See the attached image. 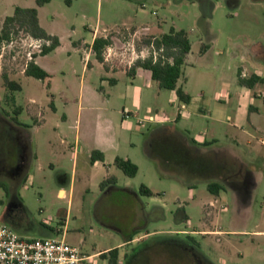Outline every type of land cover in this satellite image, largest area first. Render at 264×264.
Returning a JSON list of instances; mask_svg holds the SVG:
<instances>
[{"label": "rangeland", "instance_id": "rangeland-1", "mask_svg": "<svg viewBox=\"0 0 264 264\" xmlns=\"http://www.w3.org/2000/svg\"><path fill=\"white\" fill-rule=\"evenodd\" d=\"M25 5L34 6L35 0H0V20L11 15L15 6ZM39 13L42 23L64 43L58 55L53 53L56 63L66 59L68 52L72 53V67L66 68L67 73L70 68L76 70L75 84L80 76V53L69 45V38L89 42L93 29L99 33L107 31L113 35L111 52H115L109 62L123 65L134 57L132 51L142 50L146 55L147 37L167 33L171 27L184 30L191 51L178 84L193 98L209 101L211 115L221 119H224V110L217 107L222 102L217 100H223V89L237 85L238 66L243 65V57L251 56L250 48L257 44L264 47V0H50L40 7ZM21 38L23 33L18 34L14 45L4 49L0 72L15 74L24 67ZM203 43L209 46L205 54L201 52ZM262 61L264 76V57ZM9 78L19 82L21 89L5 87L0 75V114L3 116L0 119V183L5 187L0 186V222L23 237L50 238L66 233V241L78 246L84 256L116 245L125 237L138 238L118 250L115 264H125L130 254L148 245L151 247L146 249V260L141 264H187L182 261L181 252L185 250L181 245L162 241L172 239L176 232L184 237L181 231L192 233L200 251L215 264H264V234L251 235L255 229L264 230V181L255 190L250 213L240 218L235 212L230 188L214 196L207 190V179L168 168L148 154L146 137L159 126V121L150 122L147 118L152 114L165 119L166 113L160 104L167 103L169 90H161L164 95L159 100L142 99L137 109L130 107L137 113L128 117L129 132L119 128L122 99L115 98L106 111L94 114L95 118L99 114L110 115L121 139L133 142L131 147L122 144L120 152L124 153L127 147L131 151L138 167L135 176H126L116 167L113 171L119 188L128 187L137 192L138 199L134 202L119 190H100L106 168L92 167L84 142H80L83 151L77 163L73 161L74 125L79 124L80 115L83 120L86 117V111L81 113L78 109L77 91L68 88L67 97L71 102L67 105L59 96L58 89L64 86L60 76H56L50 88L42 80L23 74L9 75ZM69 78L74 80L71 75ZM136 82L144 84L140 79ZM258 88L264 94V84ZM117 89L123 90L122 81ZM30 97L35 99L34 105L29 104ZM41 117L47 123L34 133L33 127ZM207 121L200 119L201 124L190 137L203 132ZM16 122L26 124L37 141L59 125L64 139L61 147L66 155L57 167L48 166L49 157L42 151L40 163L32 160L27 167L22 130L12 124ZM186 124L180 121L177 127L183 129ZM219 126L220 144H228L222 137L225 128ZM64 174L68 181L61 183ZM244 176L245 172L236 173L234 182H243ZM142 185L153 194H139ZM61 186L66 189L65 196L63 192L57 194ZM145 232L157 235L144 238ZM109 259L106 253L105 258L96 256L80 264H111Z\"/></svg>", "mask_w": 264, "mask_h": 264}, {"label": "crops", "instance_id": "crops-1", "mask_svg": "<svg viewBox=\"0 0 264 264\" xmlns=\"http://www.w3.org/2000/svg\"><path fill=\"white\" fill-rule=\"evenodd\" d=\"M22 7H31V5H25ZM40 7L41 6L37 7L39 25L48 34L56 36L59 40V45L47 54L36 55L33 61L49 74V88L52 86V82L56 76H60L62 78L64 86L60 87L58 90L59 96L65 104L69 105L71 102L67 97V90L68 88H71L74 89L75 92L77 91L76 103L78 104V109L81 113L86 111V117L84 120L82 119V115H80L79 124L74 125L76 135L72 159L75 161V163H77L79 153L83 151V148H80V142L82 141L85 144V152L87 153L88 159H90V155L93 151H99L103 154V161L96 160L93 163L90 162L92 167H105L106 171L104 174H102L103 179L108 176H114L116 179V175L113 171V168L116 167L113 164L115 157L119 156L122 158H128L132 162L136 163L135 160L131 158V151H129L128 147L123 150L124 153L120 152V147L122 144L131 147L133 146V142L130 139L126 141L125 139H121V136L116 133V124L110 115L106 113L102 117L101 114H99L97 115L98 117L95 118V112H99L101 110L106 111L108 104H111L115 98L122 99L124 101V105L122 106L121 110L122 119L120 121L119 128L122 131L129 132L131 131V123L128 120V117L130 115L134 116L137 113L136 111H132L130 107H135L137 109V106L142 99L145 101H148L152 98L154 100H159L164 95V93L161 91L163 88H160L158 83L151 78V73L149 70L140 66H136L132 70L133 74L129 75L128 71H131L130 69L133 67L136 60L130 65L127 63L123 65H116L113 64L112 61H105V63L98 61L91 50L92 42L94 38L101 36L106 37L110 33L107 31H102L99 33L96 28L91 31L89 42L85 40L76 42L70 38L68 39L69 45L73 48V50L80 53V76L77 80V83L75 84V78H77L76 70L74 68H70V73H67L69 72V69L66 68L67 66L72 67V53L68 52L69 48H67V58L62 59V62L60 63H56L54 57L58 55L59 50L63 48L64 43L57 33H55L53 30H50L42 23L39 13ZM3 18L0 20V24ZM204 45H206L207 48L201 52L205 54L209 46L208 43H203L201 47ZM84 49L91 50L87 54L86 59L83 56ZM53 53L56 54L54 57ZM250 54L251 56H245L242 58L243 65L238 66L237 75L240 73L242 77L248 78L254 74L263 78V81L256 82L252 87H247L245 85L239 84L237 78V85L233 87V89L230 87L224 88L222 92L224 95L223 100H217V102L222 101L217 107L223 108L224 119L212 116L207 104L209 101H204V99H199L197 97L193 98L186 90L183 89L180 84H178L179 82H177V86H180L184 92L190 96V101L188 103H184V110H179V107L181 104H183V102L178 99L175 90H169L170 95L167 98V103L160 104L162 112L166 113L165 119L157 123L159 126L151 131L152 133L156 129L166 127L170 130L176 131L186 140L192 139L195 143L199 144L201 149L204 151L221 152L234 158V160L239 165L241 172H245L243 182L238 184L233 182L231 184H227L226 182L222 183L224 185V189L230 188L232 190L234 196L235 212L240 218H243L250 213L253 199L256 195L255 190L260 186L261 182L264 181V94L261 89L258 88V85L264 84V76L262 73L263 67L261 65L264 57V47H262L260 44L254 45L250 48ZM189 55L190 52L185 58V64L188 61ZM24 69L25 68L23 67L19 72L15 74H7V76L9 78V75H25ZM1 73L2 72H0V75ZM69 75H71L74 80H71ZM138 79L142 80L144 84L141 85L137 83L136 80ZM10 80L19 84V82L13 79ZM121 81L123 82V90L119 92L117 87ZM152 82L156 83L158 89L154 88ZM28 102L32 105L36 103L35 99L32 97L28 99ZM198 102L203 104H199ZM157 105L158 104H156V106ZM167 109H169V111H167ZM2 117L3 116L0 114V119ZM200 119H208V123L203 132H199L193 136V138H191L190 135L192 134V131L201 124ZM180 121L186 122L187 126H184L183 129H179L177 124ZM36 122L37 124L33 127L34 133L42 130L47 123L44 117H41L40 121L37 120ZM12 124L22 130L23 147L28 155L26 162L27 167L32 160H36L40 163L41 151L49 157L47 161L48 166L55 168L59 165L61 159L66 155V151H64L61 147L64 143V139L61 137L60 131L58 130L59 125H55L53 127V132L47 134L45 137L40 136L39 140L37 141L31 135L32 132L28 130V126L26 124ZM219 125L225 128H222L224 130L222 137L228 141V144H220L222 140L219 134ZM147 139L148 136L146 137V141ZM202 143L209 144L201 146ZM33 146L35 148H33ZM66 181H68V178L64 174L61 177L60 182L65 183ZM111 188L128 193L131 196V199L134 200V202H137V192L134 190L128 187L119 188L116 183L109 185L107 190H110ZM60 192H63V196H65L66 189L61 186L59 187L57 194L59 195ZM210 203L214 204L212 200H210ZM194 233H198L202 236L206 235L202 231H195ZM254 233L264 234V230L255 229L252 231L251 235H254ZM174 234L175 237L180 239H184L186 236L194 237L192 233H188L186 231H181L180 233L184 235V237L180 236L179 232ZM156 235V233L150 235L149 232H145L143 237L148 238L149 236ZM136 239L138 238L125 237L124 240L117 243L116 245L109 246L90 255H85V257L86 259H93L94 257L99 256L100 253H107V251L112 248H117L118 257V250L131 245V243ZM200 253L203 255L201 251ZM126 255L127 254H125V256ZM204 257L211 263L215 264L206 256Z\"/></svg>", "mask_w": 264, "mask_h": 264}, {"label": "trees", "instance_id": "trees-1", "mask_svg": "<svg viewBox=\"0 0 264 264\" xmlns=\"http://www.w3.org/2000/svg\"><path fill=\"white\" fill-rule=\"evenodd\" d=\"M50 0H35V6L22 7L15 6L13 13L3 18L0 24V48L3 43L16 38L19 33L23 36L29 35L34 38L49 39L50 44L43 46L40 55L47 54L59 45V40L56 36L48 34L38 22L37 7L42 6ZM113 35L108 34L106 37L94 38L91 50L95 58L104 62V52L108 46L112 44ZM146 46L153 44L156 49H163L165 60L159 59L153 62L151 57L144 59H137L133 67L128 71L132 75V70L136 66L147 69L151 73V78L158 83V86L167 90H175L178 99L183 103L190 101V96L184 90L177 86V82L183 74V65L185 58L191 50V44L187 33L184 30H177L171 27L167 33L159 34L158 36H150L144 40ZM206 45L201 47V51L206 50ZM38 55V54H37ZM36 55H34L35 57ZM169 59V60H167ZM24 73L27 76H32L36 79L42 80L46 88H49L48 77L49 74L41 67L30 61L27 63ZM3 84L9 89H20V85L10 80L5 72L1 73ZM263 81V78L257 75H251L244 78L238 73V82L241 85L252 87L256 82ZM17 123V122H16ZM209 143H202L205 146ZM147 152L153 158H156L168 168L177 171H183L187 175H196L207 179V190L212 195H218L224 190L222 182L227 184L236 183L235 174L241 172L239 165L231 156L215 151H204L199 144L192 139L186 140L174 130L166 127L154 130L147 139ZM230 158H229V157ZM96 160L103 161V154L99 151H93L90 155V162ZM113 164L119 168L126 176L133 177L137 173L138 167L128 158L115 157ZM116 183L114 176H108L100 181L99 188L101 191L105 190L109 185ZM4 189L5 187L1 185ZM123 192V191H120ZM125 193V192H124ZM139 194L150 196L152 191L146 186L142 185L139 188ZM130 199L131 196L125 193ZM176 242V245H181L184 248L182 261L187 264H213L208 261L199 251V243L192 236H186L184 239L173 237L172 239L164 238L162 241ZM151 245L143 248H136L137 250L130 254L125 261V264H141V261L146 260V249ZM183 251V250H182ZM178 252V251H177ZM110 256V263L115 264L117 260V248H112L107 251ZM185 254V256H184ZM100 257L105 258L106 253H100Z\"/></svg>", "mask_w": 264, "mask_h": 264}, {"label": "built area", "instance_id": "built-area-1", "mask_svg": "<svg viewBox=\"0 0 264 264\" xmlns=\"http://www.w3.org/2000/svg\"><path fill=\"white\" fill-rule=\"evenodd\" d=\"M143 6V5H142ZM16 39H12L7 43H3L0 48V57L6 47L14 45ZM50 44L49 39L34 38L29 35L21 38V47L25 55L24 68L27 63L34 60V55L41 52L43 46ZM90 49L83 50V56L86 59ZM112 51V45L108 46L104 52V61H110L112 55L115 52ZM146 55H143V51H132L134 57L127 61L130 65L134 58H146L151 57L152 61H158L159 59L165 60L166 57L162 54L163 49H156L153 44H150L145 50ZM169 60V59H167ZM185 104H181L179 110H184ZM148 121H163L164 117L154 116L150 114L147 118ZM142 122V121H139ZM86 259L81 254L78 246L69 243L65 239V234L60 237L50 238H33L23 237L17 234L10 226L0 222V264H80Z\"/></svg>", "mask_w": 264, "mask_h": 264}]
</instances>
